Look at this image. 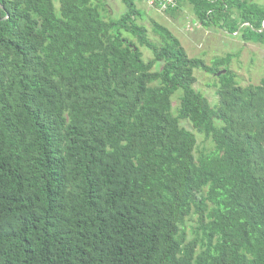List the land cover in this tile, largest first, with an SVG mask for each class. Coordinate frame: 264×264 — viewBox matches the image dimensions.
<instances>
[{"label":"trees","instance_id":"trees-1","mask_svg":"<svg viewBox=\"0 0 264 264\" xmlns=\"http://www.w3.org/2000/svg\"><path fill=\"white\" fill-rule=\"evenodd\" d=\"M103 1L0 0V264H264V77ZM185 2L264 44V4Z\"/></svg>","mask_w":264,"mask_h":264},{"label":"rangeland","instance_id":"rangeland-1","mask_svg":"<svg viewBox=\"0 0 264 264\" xmlns=\"http://www.w3.org/2000/svg\"><path fill=\"white\" fill-rule=\"evenodd\" d=\"M249 1L264 4V0ZM103 2L107 9L106 13H103L105 18H118L127 12V6L123 0H104ZM55 5L59 6L57 0ZM138 7L143 15L137 20L148 27L151 36L153 33L150 30V24L154 19L168 27L180 39L190 57H202L211 64L216 57L232 53L229 67L237 74V80L241 85L259 84L264 77V44L246 41L240 37V34H230L214 24L207 26L201 23L196 19L192 6L188 2H185L175 15L146 7V4L141 1H138ZM141 49L146 59L153 57L146 47L143 46ZM159 67L160 64L156 66V68ZM194 74L197 77L194 87L208 97L212 106L216 105L218 103L217 87H215V83L218 82L217 77L199 69H196ZM180 93L179 90L172 97L174 112L178 104L177 94ZM182 124L193 130L188 121H183ZM193 131L197 135L198 142L203 143V135L196 130ZM204 144L209 146L211 142L206 141ZM194 220L189 223L194 224Z\"/></svg>","mask_w":264,"mask_h":264},{"label":"built area","instance_id":"built-area-1","mask_svg":"<svg viewBox=\"0 0 264 264\" xmlns=\"http://www.w3.org/2000/svg\"><path fill=\"white\" fill-rule=\"evenodd\" d=\"M146 4L149 8L155 10H161L165 12L169 9L176 8L178 6V0H138ZM262 26H264V20L262 21Z\"/></svg>","mask_w":264,"mask_h":264},{"label":"water","instance_id":"water-1","mask_svg":"<svg viewBox=\"0 0 264 264\" xmlns=\"http://www.w3.org/2000/svg\"><path fill=\"white\" fill-rule=\"evenodd\" d=\"M223 72H225V70H223ZM221 72L217 73L218 75L220 74Z\"/></svg>","mask_w":264,"mask_h":264},{"label":"crops","instance_id":"crops-1","mask_svg":"<svg viewBox=\"0 0 264 264\" xmlns=\"http://www.w3.org/2000/svg\"><path fill=\"white\" fill-rule=\"evenodd\" d=\"M137 6H138V2H137ZM147 7V6H146Z\"/></svg>","mask_w":264,"mask_h":264}]
</instances>
